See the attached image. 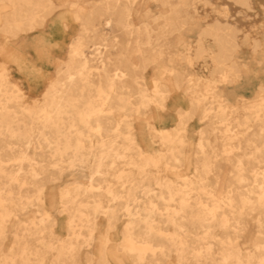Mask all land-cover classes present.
<instances>
[{"label": "bare ground", "instance_id": "6f19581e", "mask_svg": "<svg viewBox=\"0 0 264 264\" xmlns=\"http://www.w3.org/2000/svg\"><path fill=\"white\" fill-rule=\"evenodd\" d=\"M149 2L160 6L158 13L152 12ZM2 3L12 8L4 30L10 38L43 25L57 9L59 42L45 40L42 49L57 50L58 58H67L57 61L51 75L43 71L30 77L48 83L34 109H26L20 102L25 93L11 79L10 69L0 71V242L6 237L7 219L15 214L11 203L25 209L33 198L42 199L43 177L33 165L41 162L35 156L37 149H44L50 155L48 163L60 171L61 162L96 166L88 169L86 184L75 182L60 191L61 210L69 214L68 232L64 238L46 242L47 251L57 250L51 264H79L81 244L99 250L98 260L92 251L86 264H110L105 249L111 237L109 231H97V219L102 215L114 227L120 210L127 217L121 247L133 264H164L172 254L176 264H264V71L256 65H264V21L251 24L257 11L255 0H0ZM73 24L81 27L71 40L67 27ZM108 29L112 34L106 42ZM117 31L125 35L124 41ZM182 63L193 71H184ZM146 71H151L149 87L140 81ZM184 82L191 91L187 104ZM223 84L229 86L228 91L219 87ZM171 99L173 106L178 105L176 112L169 110ZM151 105L156 111L140 123L144 149L135 138L133 120ZM198 107L208 128L200 130L195 142V160L187 159L195 164L194 175L178 174L181 182L170 180L160 166L183 161L185 123ZM176 119L183 124L180 134L156 124H171ZM218 124L223 126L222 137L229 140L225 148L228 143L230 148L243 147L245 138V147L253 149L247 160L250 165L238 157L234 166L238 184L248 183L238 185L235 197L227 189L223 199L203 183L214 171L217 154L209 135ZM149 134L152 141L147 140ZM176 141L178 149H174ZM155 143L157 147H153ZM89 154L93 159L89 160ZM113 163L122 165L113 175L124 194L112 186L115 183H95L93 173L107 176L109 169L103 166ZM53 174L49 171L47 176L51 179ZM151 176L157 190L144 183ZM135 186L141 187L146 198L140 208L135 204ZM82 194L91 201L83 203L77 198ZM153 196L160 202L155 203ZM102 198H109L108 204ZM246 212L258 213L254 222L259 231L252 248L243 252L234 245L231 233L241 235ZM47 221V213H42L38 221L22 226L36 229L38 234ZM216 226L222 229L219 239ZM31 234H17L20 241L25 240L17 239V244L24 243L16 254L22 262L16 263L17 256L11 254L0 264H30L31 259L43 264L37 250L28 245ZM216 244L222 245L218 257Z\"/></svg>", "mask_w": 264, "mask_h": 264}, {"label": "rangeland", "instance_id": "374dc122", "mask_svg": "<svg viewBox=\"0 0 264 264\" xmlns=\"http://www.w3.org/2000/svg\"><path fill=\"white\" fill-rule=\"evenodd\" d=\"M257 5V11L254 12L253 16L250 18L251 24L259 25L264 21V0H255ZM149 6L152 9V12L154 14L158 13L160 6L157 5L154 2H149ZM152 13V14H153ZM12 8L9 6V4H0V71L3 68H9L11 73V79L16 81L20 85V87L24 90L25 93V100L20 101L24 102V106L26 109H34L37 108L39 105L40 100L43 97V93L48 85V83L44 82H35L34 79H31L30 77H33L37 72H47L51 75V73L55 70L57 67V61L60 59H66L67 56H63L61 58L57 57V50L52 51V49L49 51H46L43 48V45L45 43V40L51 42L52 44L57 45V41L59 42V39H57V9H55L49 16H47L46 21L43 23V25L37 26L34 30H21V32L15 36L11 37L5 33V28L7 25L5 21V17H11L12 15ZM151 19V18H149ZM137 22V20H136ZM81 26H78L76 24H73V26L67 27V30L69 31V34L71 33V36L69 39L72 38V36H75L78 34V30H80ZM53 30V31H52ZM108 39L106 42H109V35L110 29L107 30ZM112 32V31H111ZM116 33L120 34V40H125V35L121 31H117ZM68 39V40H69ZM68 40L66 41V44H68ZM72 40V39H71ZM91 45V43H90ZM104 47V46H102ZM86 54L88 56H91L90 51H86ZM135 61L138 62V57H133ZM251 58V55H249V58ZM8 59L7 64H5V60ZM259 71H264V65L263 64H256ZM3 66V67H2ZM181 66H183L184 71L186 72H192L193 70L190 69V67L187 66V64L182 63ZM43 72V73H44ZM151 71H146L144 73V79L140 78V81L142 83H145L146 86H151V81L149 79ZM39 73V74H40ZM140 73V72H139ZM38 74V73H37ZM36 74V75H37ZM49 75V76H50ZM192 76V75H189ZM187 76V77H189ZM138 88V85L134 84L133 88ZM187 82L183 83V89L185 90L184 94V103L187 104V97L191 95L190 89L186 88ZM199 87V86H195ZM220 88H224L227 91L229 90V86L227 84H223L219 86ZM219 88V89H220ZM135 89V88H134ZM136 95V93H135ZM186 95V96H185ZM173 99L169 100V110L171 112L177 111V106H173L171 104ZM22 108V107H21ZM19 109V108H18ZM24 109V107H23ZM156 106H149L147 109L141 110L142 113L135 114L134 115V132H135V138L141 148L146 149L145 147V141L143 136H141L139 130H140V123L144 124L143 118H149L151 113L156 111ZM183 110V109H181ZM201 108L198 107L195 110V114L191 119H189L186 123V133H184V136L186 138V144L183 147V161L180 163H162L161 169L162 173L166 175L167 178L170 180H174L177 182H181L180 177H178V174H183L187 176L194 175V166L195 164L193 162L188 163L187 159L190 158L191 161L195 160V156L198 155L196 153V144L195 142L199 138L200 130L207 129L208 124L207 121L203 120L201 118ZM242 118V117H241ZM18 119L20 122L23 121V117H20ZM152 122V121H150ZM256 123V122H253ZM158 128H161L162 130L166 128H173L177 129V133L180 131L178 130L179 127H181L183 124L179 123V119L174 120L171 124L167 123L165 125H162L161 123H156ZM36 133H34L35 135ZM149 138L147 140H150V134L148 135ZM183 136V133L181 134ZM210 140H212V144L214 145L215 150V164H214V171L210 173L207 180L203 183L206 184L207 188L214 189L216 191L217 197L219 199L226 198V191L227 189H231L232 193L235 197V192L237 191L238 185H240V188L243 184H238V181L236 177H234L235 174V164L237 161V158L240 157L246 161L247 166L248 164V156L251 155L253 151L250 147H245L246 144H244L246 141L245 138L242 141L243 147H233L230 148L229 143L228 145L224 146L226 142H229V140H225L223 136V126L218 124L217 130L215 133H212L209 135ZM93 139H96V137ZM152 139V138H151ZM152 141V140H150ZM87 143V141H85ZM176 147L174 149L179 148V142L176 141L174 143ZM229 146V147H228ZM153 147H157V143L154 144ZM210 150V147L208 148ZM227 149V150H226ZM38 154H36V158L41 161L35 163L33 166L36 168H39L41 171V174L39 176L43 177L42 182L44 183L43 186V193H42V199H36L33 198V203L29 204L25 209L19 208L17 205H14L11 203L12 208L15 209V214H12L6 222V237L1 240L0 242V262L5 259L6 255L11 254H20L22 251V244H17V239L19 238L17 234L23 235V233L26 232H33L31 234V238L28 239V245L31 249H36L38 253L39 260L42 259L43 264H51L53 262V258L57 252L56 249L47 251L46 249V242L52 243L57 241V238H64L67 236V222L69 219V214L66 210H61V198H60V191L62 188L66 187L67 185H71L75 182H80L81 184H86L90 177L89 168H95L96 166L93 164L87 165V164H81L78 161H76V164L70 165L67 162H61L64 164L63 170L60 171L58 167L52 166V164L48 163V159L50 158V155L48 153H45V150L43 149H37ZM225 150V151H224ZM32 154L35 153V149L31 148L29 150ZM248 152L246 155L245 153ZM86 154V152H84ZM241 155V156H240ZM247 157H246V156ZM85 156V155H84ZM264 156V155H263ZM89 160L93 159L94 155L89 154L87 156ZM249 161V160H248ZM264 165V163H263ZM24 167L31 168L28 163H24ZM122 165H119L117 163L113 164H105L103 166L104 169H109V174L106 175H99L96 173L94 174L95 177V183L98 184L99 182L102 183V185L106 184H113L116 190L122 192L124 194V191H122L121 185L116 183V177L113 175L114 172H116L117 169L121 168ZM123 167L128 168L127 165H124ZM151 168L155 169V166H151ZM114 169V170H113ZM53 172L54 174L51 176V179L49 176H47L48 172ZM137 169L133 167V172L137 173ZM249 173V172H247ZM154 174V173H153ZM152 174V175H153ZM102 178V179H101ZM139 178V177H138ZM136 179V183L140 182ZM101 179V180H100ZM27 181H29L27 177ZM144 183H151L152 186L157 190L158 185L155 184V180L151 176L149 179L145 180ZM30 190L33 188L30 187V185H27ZM135 204H137V207L140 208L141 204L144 200H146L145 197L142 196V191L140 186H135ZM83 195V196H82ZM78 196V199H83V203H87L91 201V198H87L82 194ZM108 199L102 198L104 204H108ZM152 199L155 203H159L160 199L157 196H153ZM203 199L206 201L209 200L207 196H203ZM236 200V199H235ZM91 212V211H90ZM47 213L48 221L45 223V228L43 232L36 233V229H26L22 225H25L29 223L31 225L32 221H38L40 214ZM258 215L257 212H246L243 214L244 218L246 219V224L244 229L241 232L240 236H237L234 233H231V236L233 238L234 245L236 248H239L243 252L249 250L252 248V239L254 236L257 235L259 229L256 223L254 222V217ZM264 215V214H262ZM20 216L22 218L20 219ZM157 219H161V217L157 216ZM18 220L20 222L18 228L19 232H15L13 234L12 229L15 227L13 224L14 220ZM127 220V217L124 213V211H118L117 212V219L114 227L108 226V221L106 217L99 215L98 216V223L99 227L97 228V231L101 234H109V237H111V241L108 243L105 254L107 256L108 262L110 264H133L130 259L126 258V255L124 254V251L122 249V240L123 235L122 231L124 229L125 222ZM106 221V222H105ZM159 226H162V221H158L157 223ZM105 225V226H104ZM192 230H195V227H189ZM172 230L173 228L170 227ZM169 229V230H170ZM83 231L86 233V229H83ZM97 232V233H98ZM215 232L218 234L217 239H219L222 235V229L218 226L215 228ZM232 232V231H231ZM17 236V237H16ZM19 240V239H18ZM20 241V240H19ZM25 240H21L20 242H24ZM99 245V244H97ZM95 245V247L97 246ZM222 245L216 244L215 250L217 252V257L219 256V252H221ZM93 251V252H92ZM92 252L94 254V257H96V261L99 257V250L94 249V247H89L88 245H82L80 251L77 256V260L79 264H86L87 256ZM17 254V255H18ZM16 255V256H17ZM114 255V256H113ZM117 256V257H115ZM119 257V259H118ZM16 263L22 262V258L16 257ZM37 260L31 259L29 262L30 264H37ZM177 259L174 254L167 257L165 259L164 264H176Z\"/></svg>", "mask_w": 264, "mask_h": 264}, {"label": "crops", "instance_id": "0c3cea01", "mask_svg": "<svg viewBox=\"0 0 264 264\" xmlns=\"http://www.w3.org/2000/svg\"><path fill=\"white\" fill-rule=\"evenodd\" d=\"M14 205H17V204H14ZM22 218V216H20V219ZM23 220H21L20 222H22ZM17 222V224H13V225H15V227L12 229V231H13V234L15 233V232H19L18 231V229H20V228H18V226H19V224H20V222L18 221V220H14L13 221V223H16Z\"/></svg>", "mask_w": 264, "mask_h": 264}]
</instances>
